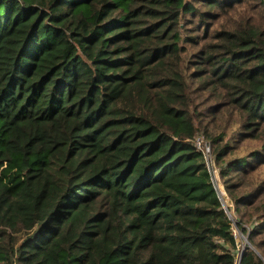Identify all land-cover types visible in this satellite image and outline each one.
I'll return each instance as SVG.
<instances>
[{
	"label": "trees",
	"instance_id": "16d2710c",
	"mask_svg": "<svg viewBox=\"0 0 264 264\" xmlns=\"http://www.w3.org/2000/svg\"><path fill=\"white\" fill-rule=\"evenodd\" d=\"M263 197L264 0H0V264H264Z\"/></svg>",
	"mask_w": 264,
	"mask_h": 264
},
{
	"label": "rangeland",
	"instance_id": "374dc122",
	"mask_svg": "<svg viewBox=\"0 0 264 264\" xmlns=\"http://www.w3.org/2000/svg\"><path fill=\"white\" fill-rule=\"evenodd\" d=\"M198 137H201V136H198ZM203 140H204V142L206 144L211 145L210 142L207 141L204 137H203ZM208 166L210 168V171L212 172L214 184L216 186V189L218 190V193H219L220 197L223 200L224 205L226 207H228V205L231 206L232 212L231 213L229 212V215H231V216L233 215L236 218L237 214H236V211H235L234 203L231 201V199H230V197H229V195H228V193H227V191L225 189L224 182L220 178V168L215 163V160L212 159V161H211V156L208 159ZM250 189H253V186H250ZM241 235H242L241 238L240 237L238 238V239H240L239 240L240 246L242 248H246L247 246H250V244L248 242V238L246 236H244L243 234H241Z\"/></svg>",
	"mask_w": 264,
	"mask_h": 264
},
{
	"label": "built area",
	"instance_id": "2783aa9c",
	"mask_svg": "<svg viewBox=\"0 0 264 264\" xmlns=\"http://www.w3.org/2000/svg\"><path fill=\"white\" fill-rule=\"evenodd\" d=\"M193 145L195 146L196 149L202 151L206 157V160H207V167L210 171V168L208 166V159L210 158L211 156V146L209 144H206L203 140L202 137H197L193 140ZM211 161H212V158H211ZM211 175H212V172L210 171ZM212 179H213V175H212ZM214 182V181H213ZM231 216V215H230ZM234 218V235L236 238L238 237H241V233L240 231L238 230V228L236 227L235 225V217ZM245 248H242L241 249V254L244 252ZM237 264H240V256L238 257V263Z\"/></svg>",
	"mask_w": 264,
	"mask_h": 264
},
{
	"label": "water",
	"instance_id": "95a60500",
	"mask_svg": "<svg viewBox=\"0 0 264 264\" xmlns=\"http://www.w3.org/2000/svg\"><path fill=\"white\" fill-rule=\"evenodd\" d=\"M220 200L222 201V203H223V200H222V198L220 197ZM223 205H224V203H223ZM224 209L226 210V212L228 213V215H229V210H228V208L224 205Z\"/></svg>",
	"mask_w": 264,
	"mask_h": 264
}]
</instances>
